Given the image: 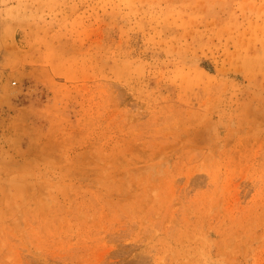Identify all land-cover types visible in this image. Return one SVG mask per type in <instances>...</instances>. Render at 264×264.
I'll use <instances>...</instances> for the list:
<instances>
[{
  "label": "rangeland",
  "instance_id": "374dc122",
  "mask_svg": "<svg viewBox=\"0 0 264 264\" xmlns=\"http://www.w3.org/2000/svg\"><path fill=\"white\" fill-rule=\"evenodd\" d=\"M0 264H264V0H0Z\"/></svg>",
  "mask_w": 264,
  "mask_h": 264
}]
</instances>
